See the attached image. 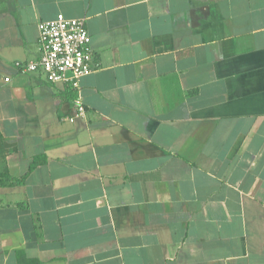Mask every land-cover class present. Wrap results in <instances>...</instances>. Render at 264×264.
Here are the masks:
<instances>
[{
  "label": "crops",
  "instance_id": "crops-1",
  "mask_svg": "<svg viewBox=\"0 0 264 264\" xmlns=\"http://www.w3.org/2000/svg\"><path fill=\"white\" fill-rule=\"evenodd\" d=\"M57 14L77 89L15 66ZM0 172V264H264V0H0Z\"/></svg>",
  "mask_w": 264,
  "mask_h": 264
},
{
  "label": "built area",
  "instance_id": "built-area-1",
  "mask_svg": "<svg viewBox=\"0 0 264 264\" xmlns=\"http://www.w3.org/2000/svg\"><path fill=\"white\" fill-rule=\"evenodd\" d=\"M37 29L39 57L16 61V69L21 73L39 71L49 83H63L77 89L80 78L95 66L83 21L57 14L53 19L39 22ZM73 102L74 113L68 116L69 121L85 114L81 98L76 96Z\"/></svg>",
  "mask_w": 264,
  "mask_h": 264
},
{
  "label": "trees",
  "instance_id": "trees-1",
  "mask_svg": "<svg viewBox=\"0 0 264 264\" xmlns=\"http://www.w3.org/2000/svg\"><path fill=\"white\" fill-rule=\"evenodd\" d=\"M36 162H37V160H36V158H34L33 161H32V162L30 163V165H29L28 172H29L31 169H33V167L36 165ZM3 176H4V178H6V179L9 181L10 184H12V183H14V182H16V181H20V180L24 179L25 176H26V174L23 175L22 177L16 179V178H13V177H11L10 175H8L6 172H0V177H3ZM20 255H21V254H20ZM27 263H28V264H37L38 261L35 260V259H32V260H27Z\"/></svg>",
  "mask_w": 264,
  "mask_h": 264
}]
</instances>
